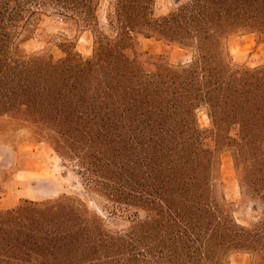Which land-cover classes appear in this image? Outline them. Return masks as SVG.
I'll use <instances>...</instances> for the list:
<instances>
[{"label":"trees","instance_id":"obj_1","mask_svg":"<svg viewBox=\"0 0 264 264\" xmlns=\"http://www.w3.org/2000/svg\"><path fill=\"white\" fill-rule=\"evenodd\" d=\"M98 1L0 0V121L30 127L100 196V212L66 193L0 208V264L263 258L264 64L234 66L228 40L255 33L264 43V0H106V31ZM49 11L93 33L91 55L66 37L61 58L22 49L46 32ZM139 36L176 46L189 61L137 53ZM222 153L252 204L246 226L223 195Z\"/></svg>","mask_w":264,"mask_h":264},{"label":"rangeland","instance_id":"obj_2","mask_svg":"<svg viewBox=\"0 0 264 264\" xmlns=\"http://www.w3.org/2000/svg\"><path fill=\"white\" fill-rule=\"evenodd\" d=\"M158 5L162 6L161 3ZM105 6L106 0L98 1L96 16L98 29L106 31ZM161 10H164V7ZM41 25L46 28V32L41 31L39 38L30 39L22 45V49L27 53L46 52L54 54L57 58L64 57L60 43L66 37L73 41L79 53L84 56L91 55L93 33L76 29L71 21L62 18L59 12L53 14L49 11L41 18ZM228 45L234 66L255 68L264 64V43L258 40L255 33L233 36L228 40ZM135 51L140 54L146 52L152 56L162 55L173 64L186 63L190 58L189 53L176 46L141 36L137 37ZM197 119L201 127L209 125L203 108L197 109ZM220 162L223 195L230 203L236 222L246 226L252 218V204L248 199L241 197L231 155L222 153ZM16 171L18 173L14 176ZM0 181V190L9 191L13 198V201L4 203L10 207L16 206L20 199L44 200L66 193L87 198L89 207L100 212V196L87 192L78 167L73 162L62 159L45 141L37 142L31 128L15 120L0 121ZM12 181L15 182L10 184ZM107 219L112 228L125 225L123 222ZM226 264H264V257L252 260L248 253H233L228 257Z\"/></svg>","mask_w":264,"mask_h":264},{"label":"crops","instance_id":"obj_3","mask_svg":"<svg viewBox=\"0 0 264 264\" xmlns=\"http://www.w3.org/2000/svg\"><path fill=\"white\" fill-rule=\"evenodd\" d=\"M17 173H18V171L14 172L13 175L15 176ZM14 182H15V181H12V182H10V184H11V183H14ZM0 200H2V203H0V208H1V209H6V208H10V206H8V205H4V203L13 201V198H12V196L10 195V193H9V191H8V192H5V193L2 195V199H0Z\"/></svg>","mask_w":264,"mask_h":264}]
</instances>
